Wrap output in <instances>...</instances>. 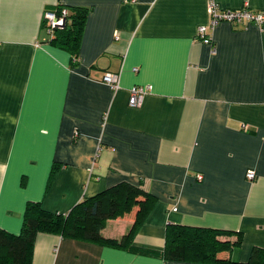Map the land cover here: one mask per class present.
<instances>
[{
	"label": "crops",
	"instance_id": "crops-1",
	"mask_svg": "<svg viewBox=\"0 0 264 264\" xmlns=\"http://www.w3.org/2000/svg\"><path fill=\"white\" fill-rule=\"evenodd\" d=\"M209 1L0 0V227L18 233L30 200L65 213L121 180L156 196L134 248L38 231L30 264H216L158 253L169 223L240 232L221 252L239 261L264 247V21H219L213 53L196 35ZM56 5L87 7L74 60L49 40ZM135 84L150 88L132 106ZM134 213L102 233L119 238Z\"/></svg>",
	"mask_w": 264,
	"mask_h": 264
},
{
	"label": "trees",
	"instance_id": "trees-1",
	"mask_svg": "<svg viewBox=\"0 0 264 264\" xmlns=\"http://www.w3.org/2000/svg\"><path fill=\"white\" fill-rule=\"evenodd\" d=\"M62 5L53 9L57 13ZM65 22L54 28L49 40L68 49L72 59H76L87 7H67ZM57 167H52L48 183L51 182ZM156 196L140 184L121 180L105 189L84 196L67 212L45 209L39 201H28L23 213V222L18 233L0 227V264H30L31 255L38 231L59 233L62 236L84 239L114 246L132 247L134 233L143 223ZM135 209L133 222L127 232L119 238L105 236L101 229L108 218L124 215ZM231 230L169 223L166 227L165 243L161 253L166 258L189 259L216 264H264V247L254 246L246 261H239L230 255L242 242L238 232L235 239L221 238L230 235Z\"/></svg>",
	"mask_w": 264,
	"mask_h": 264
},
{
	"label": "built area",
	"instance_id": "built-area-1",
	"mask_svg": "<svg viewBox=\"0 0 264 264\" xmlns=\"http://www.w3.org/2000/svg\"><path fill=\"white\" fill-rule=\"evenodd\" d=\"M208 22L200 23L196 28L197 37L203 42L211 45V51L216 52V45L213 42V37L209 29L214 27L219 21L227 20L233 23H243L253 21L260 23L264 21V10H251L246 6L239 8H221L215 0H210L208 3ZM68 9L65 6L61 7V11L57 13L55 10H45L44 19L45 26L50 35L53 34L54 28L60 27L65 22V15ZM136 69V66L133 67ZM101 80L107 83L111 88L119 86V73L117 71H105ZM150 88V84H135L129 88L128 103L132 106L140 105L144 95ZM200 176V175H199ZM247 178H253L255 171L249 168L245 172Z\"/></svg>",
	"mask_w": 264,
	"mask_h": 264
}]
</instances>
